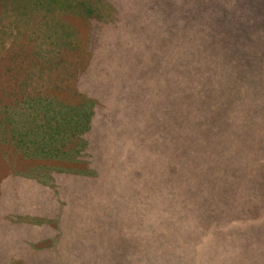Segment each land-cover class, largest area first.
I'll use <instances>...</instances> for the list:
<instances>
[{"label": "rangeland", "instance_id": "rangeland-1", "mask_svg": "<svg viewBox=\"0 0 264 264\" xmlns=\"http://www.w3.org/2000/svg\"><path fill=\"white\" fill-rule=\"evenodd\" d=\"M78 3L97 4L90 20ZM189 46L215 51L209 78L186 75ZM196 84L198 108L251 138L209 176L185 143L205 130L182 141L163 119L172 92L181 113ZM255 92L261 109L248 107ZM57 144L73 157L55 159ZM53 167L97 172L57 179ZM210 176L248 207L218 240L194 234L188 211ZM133 252L139 264H264V0H0V264H119Z\"/></svg>", "mask_w": 264, "mask_h": 264}, {"label": "trees", "instance_id": "trees-1", "mask_svg": "<svg viewBox=\"0 0 264 264\" xmlns=\"http://www.w3.org/2000/svg\"><path fill=\"white\" fill-rule=\"evenodd\" d=\"M96 3H94L95 9H86L85 7L81 6V4H77L75 6L74 12L76 14H78L79 16H86V18L88 20H90V18L92 17V14L95 12L96 10ZM98 11V10H97ZM184 56L185 59H187L186 61V75L189 74V71L193 70V74H197V71L199 69V76L202 77L203 79H207L209 78L208 73L210 74V70L212 72L213 69V65L216 64L215 63V51L212 48H205V49H201V47L199 48H193V47H188V48H184ZM206 67L208 72L206 71ZM191 69V70H190ZM200 69L203 71V73L205 75H200ZM195 78V77H194ZM196 80V78H195ZM191 81V80H190ZM175 88V87H174ZM184 91L186 92V89L183 88ZM197 89V84L195 85V89L193 90L192 94L187 96H182L181 98V103L182 104V111L181 113L176 110V101L178 97L176 96V92L174 90L173 96H171L170 98V102H169V106H167V104H165V107H163V119L166 121L167 125L170 126H175L179 131H180V138L181 140H185L187 139L184 135L181 136V134H185L188 130V132H193V129H197L196 132H202L203 130H205V134L201 135L199 137H197L195 139V142L193 144L192 138H190L188 141L185 140L186 145L188 146L189 151H191V149L194 151L195 156H196V160L195 163H197V165L201 164L202 167H204V172L203 175L206 174V176H209L210 173L214 170L217 169L219 164L217 161H219L220 163L223 162V160L225 159V155L228 154V152L226 153L227 149L229 146L231 145H235L238 144L239 142H237L238 140H247V139H251L250 136H243L240 137V135L238 136V130H230L228 127H221L219 126L220 120L215 119V116L213 117V119H211V116H213L212 112L209 111L208 106L207 107H200L198 108V102H197V96L195 94V91ZM208 90V89H207ZM209 93V91L207 92ZM202 94L200 97V101L202 103H209L214 101V99L212 98V95L209 94ZM252 94V93H251ZM250 94V96H252ZM261 93L259 92H255V94L253 95V99L250 103H248V107L250 108H254V109H261V102H260V95ZM159 95L161 94H156L153 99H157L159 97ZM164 97V101H163V106L164 103L166 101V95H163ZM226 99V96H223ZM167 103V102H166ZM230 114V113H229ZM166 118V119H165ZM215 119V120H214ZM225 119L227 120V118L225 117ZM218 125V126H217ZM91 127V119L88 121V127H87V133L89 132ZM164 128H162L163 130ZM185 129V130H184ZM163 132H166V130L164 129ZM247 133V132H246ZM187 134V133H186ZM218 138L224 139V140H219ZM167 139V138H166ZM216 142V143H211V142ZM259 140H261V138L259 137ZM211 141V142H210ZM85 143L83 145H81L80 149L78 152H81L80 150H85L86 146H88L89 141H84ZM210 142V143H209ZM193 144V145H192ZM192 145V146H191ZM55 146V145H54ZM214 146H218L220 149V153L222 154H218V155H208V150H210L209 153H216V148ZM61 144H57V148L55 147V151L56 154L54 155L55 159H64V158H72L73 154L71 152V150L68 151H61ZM181 148H183L182 144H181ZM192 153V152H190ZM59 154H62V156H60ZM259 156H261V149H259L258 151ZM250 155V154H249ZM40 156H44V155H40ZM207 157H209L207 159ZM53 158V157H52ZM189 156L188 155H184L182 162L183 164L188 162L191 160H189ZM168 155H166V157H163V161L165 163H167L168 160ZM254 161V160H253ZM223 167H220V169H222ZM52 169V176H56L57 179H61L60 176L65 177V176H71L74 177L73 174L74 172L77 173V175H82V177H85V175H87V177L90 176H95L96 172H90V171H86V170H79V169H72V168H51ZM167 176L161 178V183L163 186L167 185L168 183L166 182L167 180ZM254 177H252L250 179V181H254L257 182L256 179H259L258 183H254L255 185H257V190H259L258 188L261 187V167L259 165L256 166L255 170H254ZM182 179V178H181ZM126 181V180H125ZM124 181V183H125ZM54 184L53 188L55 190V192H53L56 197V195H58V190H60L59 186L57 185L56 180L52 181ZM250 182V183H251ZM127 183V182H126ZM260 183V184H259ZM47 183H45L44 185L46 186ZM254 184L251 183L252 188L254 187ZM207 192L203 195V196H198V199L195 197L194 200V195H192L193 197V203L188 206V211L189 212H193L192 215H196V219L199 220V223H196L195 227V231L194 234H196L197 232H201L199 234V236H205L206 234H210V231L212 230V236H216L217 234L219 236H216L217 240L220 238H223L222 236L226 233V231H228L229 233H231V235L234 234V228L232 224L234 223L236 217H237V212L241 209L244 208L245 212H248V207L247 205H244L243 202H241V198L243 197L240 193H236L235 195H233L232 191H231V186L228 184H221V181H217V182H213V178L210 176V181H208L207 185ZM144 189V188H142ZM244 189H247L246 187H244ZM219 192H221V194H219ZM63 194V192H62ZM215 194H218L217 197H215ZM250 195L252 197L256 196L257 194L250 192ZM130 197L134 198V200H136V195L135 192L134 193H130ZM236 197V198H235ZM57 199V197H56ZM138 200V198H137ZM57 202V200H56ZM224 202V208H227L230 210V212L227 215H223V211L222 208L220 206V203ZM56 211H58L56 209ZM222 211V212H221ZM237 211V212H236ZM56 216V214H55ZM223 217H225V219H228L231 223V226L229 229H225V219L223 220ZM59 220V219H58ZM243 220H239L238 222H235L236 224H239L240 222H242ZM254 222V221H253ZM255 223L251 224V227L253 229V235H254V239L256 241V243H259L260 240V234L255 231L256 229L254 228ZM58 229V228H57ZM55 230V231H54ZM53 231L58 234L56 232V229H54ZM49 232L44 233L42 236L44 239H48ZM144 241V240H143ZM141 244V249L143 248H147V244L143 243ZM139 243V242H138ZM255 250H257L258 248L255 247ZM125 254L120 256V260H119V264L121 261V264H134V261L136 263H140V258L135 255V253H131V258H129V255L127 256V260H123L122 257Z\"/></svg>", "mask_w": 264, "mask_h": 264}]
</instances>
